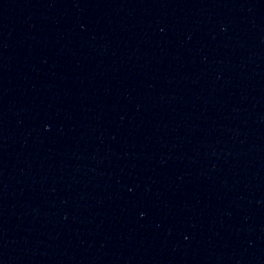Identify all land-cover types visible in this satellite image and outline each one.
Here are the masks:
<instances>
[{"label":"water","instance_id":"obj_1","mask_svg":"<svg viewBox=\"0 0 264 264\" xmlns=\"http://www.w3.org/2000/svg\"><path fill=\"white\" fill-rule=\"evenodd\" d=\"M0 264H264V0H0Z\"/></svg>","mask_w":264,"mask_h":264}]
</instances>
